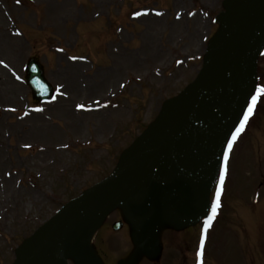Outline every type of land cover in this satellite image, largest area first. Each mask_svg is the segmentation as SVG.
I'll return each mask as SVG.
<instances>
[{
    "label": "rangeland",
    "instance_id": "obj_1",
    "mask_svg": "<svg viewBox=\"0 0 264 264\" xmlns=\"http://www.w3.org/2000/svg\"><path fill=\"white\" fill-rule=\"evenodd\" d=\"M226 2L0 0V264H14L24 242L63 205L110 177L122 152L195 80ZM30 58L56 91L48 104L34 102L25 85ZM259 88L264 53L252 93ZM257 99L221 167L219 217L205 242L204 264H264V93ZM90 106L98 111L88 112ZM221 171L199 205L203 221L212 216ZM127 208L102 220L91 255L102 253L106 264L122 258L202 264L196 260L201 219L192 227L193 217L145 214L133 199ZM115 217L126 225L109 238ZM130 217L155 232L149 249L133 243ZM77 259L68 256V264Z\"/></svg>",
    "mask_w": 264,
    "mask_h": 264
},
{
    "label": "water",
    "instance_id": "obj_2",
    "mask_svg": "<svg viewBox=\"0 0 264 264\" xmlns=\"http://www.w3.org/2000/svg\"><path fill=\"white\" fill-rule=\"evenodd\" d=\"M221 21L196 81L123 154L112 177L64 207L20 248L14 264L61 263L97 218L138 191L163 193L168 204L161 210L183 220L197 209L194 201L211 184L221 150L250 92L254 62L264 46V0H231ZM27 83L34 95L38 86L46 88L34 61L27 66ZM144 230L139 227L135 239L148 248L154 237Z\"/></svg>",
    "mask_w": 264,
    "mask_h": 264
},
{
    "label": "bare ground",
    "instance_id": "obj_3",
    "mask_svg": "<svg viewBox=\"0 0 264 264\" xmlns=\"http://www.w3.org/2000/svg\"><path fill=\"white\" fill-rule=\"evenodd\" d=\"M162 194L163 193H161V192L150 193L147 191H142V192L140 191V192H137L136 194H134L133 198L138 203L143 204L145 207L147 206V207H152V208H159V207L167 206V204H168V201L165 200V198L163 197ZM205 194L206 193L203 192L201 195H199L195 199V201H194L195 207H197V208L199 207L200 203L205 198ZM111 198H112L111 195L109 197H107L106 202L111 200ZM195 212H196V208L191 211L190 216H192ZM93 233H94V229L92 227L88 228L84 232V234L80 240L79 246L77 248L69 250L66 255L67 256H69V255L80 256V254L83 252V250L90 246V244H91L90 240L93 237ZM53 264H58V263H53ZM60 264H68V261L64 260Z\"/></svg>",
    "mask_w": 264,
    "mask_h": 264
},
{
    "label": "snow or ice",
    "instance_id": "obj_4",
    "mask_svg": "<svg viewBox=\"0 0 264 264\" xmlns=\"http://www.w3.org/2000/svg\"><path fill=\"white\" fill-rule=\"evenodd\" d=\"M256 91H257V96H253V97H252V103H251V105H249V107H248V111H247V113H246L245 116H244V121L241 122L240 128L237 129L236 135L233 136V140H235V139H236V136L239 135V133L243 130V128H244V123H245V122L249 119V117L251 116L252 111H253V107L255 106V104H256V102H257V97H258L260 94L264 93V88H259V89H257ZM79 107H82V106H79ZM228 147H229V149H231V147H232L231 142H229ZM225 160H227V154H225ZM225 170H226V169H225ZM223 180H224V171H221V174H220V182H221V184L223 183ZM219 197H220V188L218 187V188H217V191H216V199H215V201H214V203H213V206H212V216H210V217L208 218V221H206V224H210L212 218H213V217L215 216V214H216V210H217V208L219 207Z\"/></svg>",
    "mask_w": 264,
    "mask_h": 264
}]
</instances>
